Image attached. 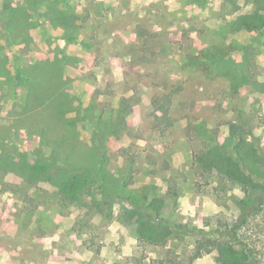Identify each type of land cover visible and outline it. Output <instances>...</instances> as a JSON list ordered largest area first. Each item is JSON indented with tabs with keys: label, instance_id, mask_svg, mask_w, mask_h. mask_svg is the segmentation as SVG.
<instances>
[{
	"label": "rangeland",
	"instance_id": "1",
	"mask_svg": "<svg viewBox=\"0 0 264 264\" xmlns=\"http://www.w3.org/2000/svg\"><path fill=\"white\" fill-rule=\"evenodd\" d=\"M0 264H264V0H0Z\"/></svg>",
	"mask_w": 264,
	"mask_h": 264
},
{
	"label": "trees",
	"instance_id": "2",
	"mask_svg": "<svg viewBox=\"0 0 264 264\" xmlns=\"http://www.w3.org/2000/svg\"><path fill=\"white\" fill-rule=\"evenodd\" d=\"M60 13V14H59ZM72 17L68 16L65 14V12H58L56 13L55 18L53 19V22H55L54 24L57 26L58 24L67 27V28H72ZM220 56L217 57L214 65H217L219 60H220ZM194 59H196L197 61H195V64L200 65V64H205V62L208 60L206 56L202 55V56H198V57H194ZM197 62V63H196ZM21 74V73H20ZM16 75L18 79L21 78V75ZM126 110H127V102L124 99L120 105H119V111H118V116L115 118V121H113L112 124H109V126L107 127V131H106V137L105 139H108L111 135H113L115 133V130L119 127V125L124 122V120L126 119ZM84 118L86 119V115H84ZM98 128L95 129V134H94V141H95V150L92 151L93 152V161L91 164H89V166H82L80 164H78V167H74V166H69L70 169V173H72V175L67 179L66 181V187L67 188H72L75 186H81V184L84 182H88L90 180H92L93 182H97L99 186L102 187L104 180L106 181L107 178H109L108 175V171H106V168H104L106 161V154H107V149L105 147V144L100 145L98 143L99 137L98 134L101 131L100 126H97ZM60 148V146H58ZM5 163V168L9 169L11 171H14L18 174V172H21L22 170V166L14 163L12 161H4ZM134 161L133 159H131V161H128L129 164V168H131V166L133 165ZM77 170H76V169ZM31 170L24 168V170L22 171L21 174H26L29 173ZM109 193V197L112 198L113 197V193L110 192V190H108ZM178 195L176 194L175 197H177ZM105 203L107 205L108 210L111 212L112 207H111V202L109 200H105ZM148 208L152 209L150 206H148ZM153 210V209H152ZM154 213H150L151 216H153ZM214 243V241L212 239H201L198 241V246H197V251L195 256L198 255V253L200 251H202L205 246ZM250 257V256H249Z\"/></svg>",
	"mask_w": 264,
	"mask_h": 264
}]
</instances>
